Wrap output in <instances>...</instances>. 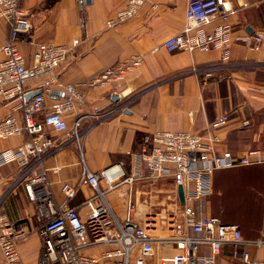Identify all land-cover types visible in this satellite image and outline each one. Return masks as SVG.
I'll return each instance as SVG.
<instances>
[{
  "label": "crops",
  "instance_id": "crops-1",
  "mask_svg": "<svg viewBox=\"0 0 264 264\" xmlns=\"http://www.w3.org/2000/svg\"><path fill=\"white\" fill-rule=\"evenodd\" d=\"M228 1L236 10L230 17L234 31L229 56L224 59L218 50L169 52L163 47L166 40L185 30L187 0H149L132 20L115 28H107L106 22L125 6L126 0H91L90 4L85 0H22V7L30 15L34 39V43H19L28 65L33 64L37 44L71 45L79 40L55 77L86 94L81 115L88 117L82 120L81 148L92 171L121 163L130 172L135 155L153 133L189 131L202 135L224 115L228 122L216 132L221 149L236 156L255 151L264 158V43L259 50H251L235 41L238 36H252L264 30V5L262 0ZM8 34V24L0 17V63L4 60L2 48ZM132 58H140L141 63L124 80L86 90L84 85L93 76ZM45 82L38 80L27 87L34 92ZM115 95L118 102L113 101ZM62 96V92L55 91L54 96L46 98V113L54 99ZM18 107V101L0 107V120L11 114L21 117ZM97 108L103 109V114L111 113L97 120L93 117ZM67 118L71 126L74 115ZM89 124L93 125L89 127ZM52 135L62 141L72 137L70 132ZM27 140L26 135L0 139V155L17 150ZM44 167L48 169L56 200L61 203L62 185L75 184L83 169L76 143L71 140L63 151L47 152ZM249 167H253V175L238 174L234 179L230 172L238 168L216 172L213 188L217 179L225 180L226 190L217 193L219 204L225 209L252 211L239 207L243 203L248 205L251 198L252 207L260 208L262 214L263 220L255 229L256 235L261 236L264 234V163ZM23 170L14 160L0 162V213L28 233L18 243L22 261L43 264L37 205L29 199L20 179ZM138 186L131 189L124 186L108 194L107 199L120 219L126 216L121 198L131 192L134 210H138L135 220L141 221L144 205L139 197L144 193ZM92 194L90 189L83 188L70 206H79ZM86 211L82 208L81 214ZM102 249L89 252L98 254ZM246 250L252 258L264 259V249L248 246ZM174 251L173 246L158 248L157 256L172 255ZM235 259L241 258L233 254L231 245H224L216 258L220 264Z\"/></svg>",
  "mask_w": 264,
  "mask_h": 264
},
{
  "label": "built area",
  "instance_id": "built-area-1",
  "mask_svg": "<svg viewBox=\"0 0 264 264\" xmlns=\"http://www.w3.org/2000/svg\"><path fill=\"white\" fill-rule=\"evenodd\" d=\"M148 1L126 0L125 6L107 20L106 27L115 28L132 20ZM235 10L228 0H187L185 30L166 40L163 47L169 52L218 50L222 58H227L234 31L230 17ZM0 17L6 20L9 30L8 40L2 48L4 60L0 63V107L18 101L22 113L21 117L11 114L0 120V139L28 136L17 150L1 154L0 162L14 160L24 168L20 179L29 199L37 205L43 264H215L224 245H231L233 254L240 256L243 264H264V259L252 258L246 250L248 246L264 249V234L256 240L246 241L239 225L224 224L218 218L208 217L199 207L211 197L217 171L264 163V158L255 151L236 156L221 149V139L216 132L226 125L227 116L212 122L202 135L189 131L153 133L142 151L135 155L130 172L121 163L94 172L86 164L81 148L82 120L88 117L81 115L86 94L55 77L79 40L71 45L37 44L33 64L28 65L19 43H34V39L30 15L22 7V0H0ZM235 41L251 50H259L264 43V30L252 36H238ZM140 63V58H132L107 68L84 86L90 91L122 81ZM38 80L47 82L29 99L33 92L27 86ZM55 91L62 92L63 96L55 98L46 113V98L54 96ZM102 110L95 109L93 117L102 120L111 113L103 114ZM69 115H74L71 126ZM69 132L72 137L65 141L52 135ZM71 140L80 151L83 169L75 184L62 185L64 200L59 203L44 160L47 152H61ZM165 180L174 185L173 195L180 211L168 220L173 232L170 238L151 234L157 225L154 218L147 217L143 224L134 219L131 192L127 195L124 219L115 214L107 199L109 193L124 186L131 189L137 184ZM178 187L183 189L184 205L180 203ZM83 188L90 189L93 194L79 206H70ZM82 208L87 210L84 215ZM27 237L24 227L0 213L2 264H25L18 243ZM172 245L176 253L156 256L158 248ZM99 248L103 249L98 254L89 252Z\"/></svg>",
  "mask_w": 264,
  "mask_h": 264
},
{
  "label": "rangeland",
  "instance_id": "rangeland-1",
  "mask_svg": "<svg viewBox=\"0 0 264 264\" xmlns=\"http://www.w3.org/2000/svg\"><path fill=\"white\" fill-rule=\"evenodd\" d=\"M252 168L253 167L231 170L230 174L232 175V179H234L233 177L236 178L238 174H247L249 176L250 174L253 175V172L255 173V171H253ZM137 189L144 193L143 195H141V197H139V201L143 203L144 207L142 208V212H140V216L142 217V219L138 222L143 224L144 220L147 217L154 218L157 225L155 232H151V234L158 238H170L173 235V232L171 226L168 224V220H170L172 215H176L180 212L178 204L175 201L173 195V183L171 181L165 180L154 183L139 184ZM225 190V180L217 179L214 182L213 194L211 195V197H209L199 205L201 212H203L208 217L218 218L221 222L225 221V223L229 222V224H237L241 226L245 240H256L260 238L261 236L256 235L257 233L255 231V229L261 224V221L263 220L262 214L260 213V208L257 209V206L254 205L253 208L251 204V198H249L250 200L246 199L249 202L248 205H243V203L242 206L239 207L243 209L247 207L248 209H253L252 211L242 212L237 210V208L233 209V207L229 208V210L226 212H222L221 209L227 207L219 204L220 199L218 198L217 193H220L221 191L224 192ZM121 199L124 213H126L125 208L128 197H126L125 195ZM248 202L245 203L247 204ZM137 213L138 210H134V216ZM172 246L174 247V245ZM174 253H176V249ZM215 264H220V262H217L216 260ZM229 264H243V262L241 261V259H235Z\"/></svg>",
  "mask_w": 264,
  "mask_h": 264
},
{
  "label": "water",
  "instance_id": "water-1",
  "mask_svg": "<svg viewBox=\"0 0 264 264\" xmlns=\"http://www.w3.org/2000/svg\"><path fill=\"white\" fill-rule=\"evenodd\" d=\"M85 2L87 3V4H90L91 3V0H85ZM39 92H33V93H31L30 95H29V99L30 98H32V97H34L35 95H37ZM113 101L114 102H118V96L117 95H115L114 97H113ZM178 196H179V200H180V203H181V205H184V194H183V189H182V187H178ZM192 264H195V262H193Z\"/></svg>",
  "mask_w": 264,
  "mask_h": 264
},
{
  "label": "trees",
  "instance_id": "trees-1",
  "mask_svg": "<svg viewBox=\"0 0 264 264\" xmlns=\"http://www.w3.org/2000/svg\"><path fill=\"white\" fill-rule=\"evenodd\" d=\"M218 172V171H217ZM213 194V193H212ZM223 208V207H222ZM222 210V212H226V211H228L229 209H227V210H225V208L224 209H221ZM243 212V211H242ZM225 220V219H224ZM222 223H224V224H229V222L228 223H225V221L224 222H222ZM240 228H241V226H240ZM241 231H242V228H241ZM242 234H243V232H242ZM244 237V236H243Z\"/></svg>",
  "mask_w": 264,
  "mask_h": 264
},
{
  "label": "bare ground",
  "instance_id": "bare-ground-1",
  "mask_svg": "<svg viewBox=\"0 0 264 264\" xmlns=\"http://www.w3.org/2000/svg\"><path fill=\"white\" fill-rule=\"evenodd\" d=\"M164 212V211H163ZM163 220H164V218H163Z\"/></svg>",
  "mask_w": 264,
  "mask_h": 264
}]
</instances>
